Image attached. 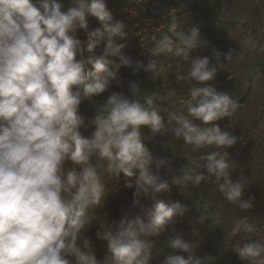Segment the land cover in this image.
Listing matches in <instances>:
<instances>
[{"label": "clouds", "instance_id": "1", "mask_svg": "<svg viewBox=\"0 0 264 264\" xmlns=\"http://www.w3.org/2000/svg\"><path fill=\"white\" fill-rule=\"evenodd\" d=\"M63 9L61 0H0V264H151L152 238L188 211L179 201L159 197L171 185L182 189L215 177L229 203L251 209L252 200L242 199L245 187L229 176L228 153L201 156L204 163L197 167L207 174L189 166V157V165L169 182L159 175L169 161L155 158L145 143L169 132L194 150L212 145L227 149L237 143L216 121L231 117L238 102L212 85L192 84L217 75L209 57L191 58L192 50L205 43L200 29L176 32L173 23V35L155 40L150 49L156 57L191 61L187 74L176 72L178 82L190 84L186 113L169 112L165 121L156 104L164 97L159 92L144 94L133 82L132 97L113 91L88 118L81 105L105 93L122 65H133L122 52L125 45L116 42L127 36L126 25L114 18L106 0H71ZM89 17L100 26L90 29ZM80 30L87 36L84 41L78 37ZM101 44L103 53L96 55ZM213 55L219 61L221 53L214 49ZM110 57H118L119 63ZM232 58L231 51L225 54L227 61ZM136 64L153 79L172 69L157 59ZM177 65L182 67L180 60ZM197 120L203 126L194 123ZM142 126L151 135H143ZM89 128L91 135H84L82 130ZM121 174L127 187L135 185L134 204L141 195L152 203L141 205L143 216L126 215L98 233L107 242L101 260L83 233L96 219L92 210L109 190L104 177L118 180ZM209 219L219 225L220 213L201 215L199 223ZM241 230L253 231L246 216L236 222L232 234ZM167 246L186 255L167 254L160 264H214L215 257L197 256L193 243L179 234L170 236ZM232 249L244 261L264 264V242L259 239L236 243Z\"/></svg>", "mask_w": 264, "mask_h": 264}, {"label": "trees", "instance_id": "2", "mask_svg": "<svg viewBox=\"0 0 264 264\" xmlns=\"http://www.w3.org/2000/svg\"><path fill=\"white\" fill-rule=\"evenodd\" d=\"M108 8L115 19L125 25L127 36L117 43H123L122 52L133 61L132 66H121L117 71V80L113 81L109 89L101 96L95 98L92 103L84 102L81 112L88 118L96 114L100 103L113 92H122L125 96L132 97L131 84L137 83L144 94L159 92L164 97L157 100L156 104L160 114L167 121L169 112L186 113L185 102L188 98L190 84L187 81L178 82L176 72L187 74L191 61H183L181 58L168 56H153L150 49L155 40L164 35L172 36L169 26L176 24V32H187L191 26L200 29L201 38L205 43L190 53L191 58L207 56L210 64L217 67V75L214 80L203 84L192 81L198 87L212 85L220 92H227L238 102V107L231 117L223 118L216 123L232 135L237 137V143L230 148H217L215 145L193 149L192 145L185 144L183 138H176L174 133L157 134L150 140H145L146 145L157 159L166 158L169 163L159 169L162 179L171 182L173 176L180 175L182 169L189 165V157L193 161L189 166L197 171L206 173V170L197 165H202L201 156L210 152L225 155L229 163V176L233 181H240L245 187L242 199L252 200L251 209L242 210L238 205L229 203L219 191L215 183V177H210L194 186L190 182L181 189L177 185H171L169 192L159 194L160 198L169 201H179L186 205L188 211L183 216H177L174 223L167 226L166 230L153 239V259L151 264H160L167 254L174 250L167 246L170 236L179 234L186 241L192 242L197 256L215 257L214 264H254L253 261L242 260L232 249L236 243H244L259 239L264 242V100L259 105L251 102L253 83L260 80L264 86V12L260 0H106ZM67 10L71 6V0H61ZM227 4L233 9H243L253 14L261 13L262 22L246 18V23L225 21L221 19L218 11L221 6ZM251 22L250 24H247ZM256 22L259 25H253ZM100 23L95 17H89V28L95 29ZM78 37L84 41L87 39L83 30ZM155 38V39H154ZM176 40L175 37H173ZM178 43V40H176ZM104 44L97 47L95 54L103 53ZM221 53L219 61L213 55V50ZM232 52L231 61L225 59V54ZM89 54L85 52V57ZM119 63L118 57H110ZM157 59L161 63L171 64L172 69L167 70L162 76L153 79L150 72L143 68H137L136 62L147 64L149 60ZM180 60L182 67H178ZM113 70L116 71L115 66ZM91 70V65H87ZM136 69V70H134ZM250 74L249 78L245 75ZM246 85L245 90L239 86ZM240 89V90H238ZM264 99V98H263ZM194 123L202 125L197 120ZM83 134L91 135L93 129L82 130ZM142 134L151 135L147 126H142ZM95 162V161H93ZM67 167H71L68 163ZM157 169L153 166V172ZM132 180L135 177L130 178ZM104 182L108 192L103 198L102 204L92 211L96 216L83 235L91 241L98 259H103L107 252V242L98 237L99 232L115 227L122 217L134 218L143 216V209L151 205L152 201L141 195L140 203L134 204L135 185L126 186L127 179L121 174L116 180L114 177L105 176ZM207 205V207H205ZM113 207L116 210H113ZM128 208V209H127ZM127 209V210H126ZM220 213V224L213 225L211 219L203 224L199 223L201 215ZM252 225V232L241 230L232 234L236 222L243 217Z\"/></svg>", "mask_w": 264, "mask_h": 264}, {"label": "rangeland", "instance_id": "3", "mask_svg": "<svg viewBox=\"0 0 264 264\" xmlns=\"http://www.w3.org/2000/svg\"><path fill=\"white\" fill-rule=\"evenodd\" d=\"M260 1L262 3V6H263V10L262 11L264 12V0H260ZM218 14H219L220 18L224 19L225 21L240 20V21L246 23V21H245L246 18H249V19H252V20H258V21H256L258 23H261L263 21L261 13L253 14L249 10L246 11V10H243L241 8L240 9L239 8L238 9H233L231 6H228L227 4H224V5L221 6V9L218 11ZM256 22H252L253 25H259ZM250 23L251 22H249L247 24H250ZM260 27L263 28L264 25L260 26ZM249 76H250V74L245 75V77H248V78H249ZM239 87L242 90H245L247 88L246 85H242V86H239ZM240 89H238V90H240ZM263 98H264V86L260 83V80H256L253 83V86H252L251 102L256 104V105L257 104L259 105L260 100H264ZM113 210H116V208L113 207Z\"/></svg>", "mask_w": 264, "mask_h": 264}]
</instances>
